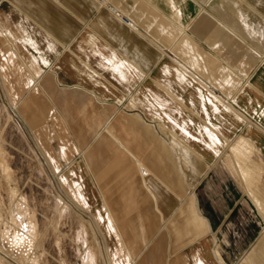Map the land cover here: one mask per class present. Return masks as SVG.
Masks as SVG:
<instances>
[{
	"label": "crops",
	"instance_id": "0c3cea01",
	"mask_svg": "<svg viewBox=\"0 0 264 264\" xmlns=\"http://www.w3.org/2000/svg\"><path fill=\"white\" fill-rule=\"evenodd\" d=\"M124 18L129 19V23ZM244 36L249 37L250 42ZM18 43L27 58L22 57V49H16V46L20 49ZM202 43L208 52L203 51ZM242 43L245 47L240 45ZM0 46L1 63L8 67L3 80L11 83L14 76L22 82L27 94L19 108H25L32 117L44 116L43 120L34 118L36 125L49 129L47 116L54 118L62 128L66 125L70 112L68 100L77 103L84 99L81 92L74 93V97L59 92L56 86L70 81L73 84L67 85L68 88L82 90L90 99L102 101L100 106L86 107L82 115L87 120L82 122L95 126L89 129L102 133L101 140L109 137L107 131L111 133L118 127L123 133V138H117L120 145V140L123 141L121 147L131 146L125 141L128 138L133 149L138 151L142 145L149 149L148 155L120 159L124 165L137 163L139 168L144 164L149 169V174L142 177L139 170L135 172V167L127 168H131L134 175L139 174L143 181L138 188L135 186L138 182L132 183L135 196L139 195L138 190L147 192V198L142 194L143 198L134 199L135 219L130 226L134 229L133 244L140 245L134 264H229L226 261H232L217 242L212 224L200 209L195 191L199 180L194 175L207 173L209 166L221 158L219 148L224 143L227 145L228 136L244 120L242 111L264 115V103H260L261 96H257L264 94V0H0ZM10 50L14 53L12 58L8 57ZM162 58L167 59L166 62ZM215 58L228 68V72H222V81L217 80ZM205 80H213L215 84L210 82V85ZM92 81L105 85L109 82L136 84V93L140 95L130 98L131 116L153 133L156 132L152 122L156 119L167 126L171 132L169 141L157 135L170 156L157 153L153 137L127 117L129 114H117L130 124V130L125 131L129 136L125 137L123 127L118 126L119 119L113 128L110 117L114 115L109 114L108 101L81 84ZM10 87L13 90L12 85ZM215 89L230 93L223 98ZM75 124L80 132H85L79 123ZM237 137L230 144L234 142L237 148L242 147L246 157L253 145ZM252 148L258 150L255 146ZM181 149H187L185 151L192 156L182 154ZM193 153L201 160H209L210 165L196 164ZM85 163L89 165L86 160ZM250 163L255 161L247 162ZM169 164H174L181 179L190 184L191 192L186 197L190 193L196 196L198 212L205 218L204 223H198L200 232L189 229V235L176 236L162 230H168L166 221L179 203L171 202L169 207V203H163L158 197L184 195L179 190L184 183H175ZM90 167L92 170V162ZM66 181L67 178L61 176L60 183L65 185ZM70 188L78 190L79 186L76 183ZM256 191L246 188L244 192L264 221L261 209L264 203H259V198L264 196V185ZM73 195V200L80 204L79 196ZM151 201L155 210L165 215L163 225H158L152 217L143 216L142 207L151 205ZM87 209L85 201L84 210ZM136 229L141 233H136ZM263 229L264 226L233 264H264ZM209 233L214 242L211 248L205 247L202 239ZM199 241L202 242L199 244ZM258 244L254 251L252 246Z\"/></svg>",
	"mask_w": 264,
	"mask_h": 264
},
{
	"label": "rangeland",
	"instance_id": "374dc122",
	"mask_svg": "<svg viewBox=\"0 0 264 264\" xmlns=\"http://www.w3.org/2000/svg\"><path fill=\"white\" fill-rule=\"evenodd\" d=\"M244 38L250 42L249 37ZM202 44L203 51L208 52L207 46ZM240 45L245 47L243 43ZM21 46L20 49L16 46V49L19 51L22 49L21 55L26 57V51ZM2 52L0 50V53ZM8 54L9 58L14 57L11 50ZM170 54L175 56L171 52ZM210 54L215 55L211 51ZM5 60L8 59L5 57ZM163 60L166 62L167 59L162 58ZM2 61L3 59H0V264H134L136 250L140 246L133 244L134 229L130 226L135 219L134 199H141L144 194L147 198V192L142 191L143 189L138 190L140 193L135 196L132 192L134 187H131L132 183L138 182L135 184L138 188L143 182L139 174L134 173L139 170L144 177L149 174V169L144 164L139 168L137 163L132 166L124 165L120 159L123 156L132 158L136 154L148 155L149 149L142 145L138 152L133 149V144L128 138H125V141L132 147H121L123 141L120 140V145L117 138H123V133L113 124H116L118 119L121 120V123L118 120V126L123 127L121 130H124L125 137L129 136V132L125 131L130 130V124L117 115L119 112L123 116L129 114L127 117L135 120L153 137V142L157 146L155 150L160 156L162 154L170 156V151L163 147V142L159 138L160 136L169 141L170 130L156 119L153 122L149 121L154 124L156 133L150 132L143 126L142 121L140 123L136 117L131 116L133 111H130L132 109L129 104L130 98L140 95L136 93V84L127 86L109 82V85H105L97 82L98 80L81 84L97 91L99 97L109 103V114L114 115L110 118L115 129L111 133L107 131L109 136L107 139L101 140L102 133L95 132L96 135L93 129H89L92 126L85 124L87 120L82 117L85 109L100 106L99 102L102 101L90 99L89 94L82 90L68 88L67 85L73 84L70 81L56 86L62 95L70 94L74 97V93L81 92L84 98L77 103L68 100L70 112L67 114V123L70 125L66 123L62 128L54 118L47 116L49 129L40 127L38 123L36 125L34 118L43 120L44 116L32 117L25 108H19L21 101L25 99L27 89L23 88L22 82L14 76L12 80L10 79L11 83L3 80V77L6 79L8 67L1 63ZM215 61L218 68L217 80L222 81V72H228V68L224 67L220 60ZM157 70L155 72H158ZM236 80H240L239 77H236ZM206 82L210 85L215 84L213 80ZM215 91L223 98L230 93L217 89ZM257 96H261L258 99L260 103H264V94L258 93ZM242 112L245 115L244 120L228 136L227 145L224 143L219 148L220 159L210 165L209 160H201L193 153L196 164L210 165L207 173L198 172V175H194L199 180L195 191L202 213L209 219L212 230L216 232L217 242L232 257V261H226L229 264L237 261L240 253L248 248L264 226L263 219L244 192L246 188L257 192L256 190L264 185V115L251 111ZM20 113L25 116H21ZM75 122L79 123L85 132H80ZM237 135L245 138L248 141L245 142L247 145L252 143L258 150L250 147L245 157L246 153L242 147L237 148L234 142L230 144L231 140L238 138ZM248 135L252 140L250 137L246 138ZM185 150L187 149H181V153L191 157V153ZM51 159L57 165L56 168ZM251 161L257 162L256 165L247 164ZM169 166L173 168V171L171 168L170 170L175 183H184L183 189H179L184 195L158 197L163 203L165 201L169 203V207L171 202L179 203L166 221L168 230L165 228L162 230L176 236H182L183 233L189 235L190 230L200 232L198 223H204L205 218L198 212L196 196L190 193L186 197L191 192L190 184L181 179L174 164ZM128 167H135L136 171L131 168L128 170ZM61 176L67 178L65 185L60 183ZM136 177L137 179L139 177L140 181H137ZM76 183L79 189H71L70 186ZM74 193L79 196L80 204L73 200ZM262 197L259 198V203H264ZM85 201L87 210H84ZM255 203L259 204L256 199ZM261 209L264 212V208ZM141 211L144 217L157 220L158 225L164 224L165 215L158 213L153 203L143 206ZM24 224L29 226L31 237L28 235L29 237L16 240L15 232H21L20 226ZM174 224L183 227H175ZM138 231L140 229H136V233ZM262 235L264 237V234ZM202 239L205 247L211 248L212 244L214 246L212 233L203 236ZM201 242L199 241V244ZM258 246L259 244L252 246L254 251ZM86 252L90 259L89 263Z\"/></svg>",
	"mask_w": 264,
	"mask_h": 264
},
{
	"label": "bare ground",
	"instance_id": "6f19581e",
	"mask_svg": "<svg viewBox=\"0 0 264 264\" xmlns=\"http://www.w3.org/2000/svg\"><path fill=\"white\" fill-rule=\"evenodd\" d=\"M21 227V232H15V238H16V240H21V239H23V238H25V237H29L30 236V228H29V226L27 225V224H24V225H21L20 226ZM142 227V226H141ZM139 233H141V231L139 232ZM29 235V236H28ZM144 235V234H143ZM142 235V236H143ZM31 237V236H30ZM140 237H141V235H140ZM143 239H144V237H142ZM143 242H145V241H143ZM87 247V246H86ZM85 255H87V257H86V259H87V262L89 263L90 262V259H89V257H88V254H87V252H86V254ZM83 257V256H82ZM85 261V260H84Z\"/></svg>",
	"mask_w": 264,
	"mask_h": 264
},
{
	"label": "built area",
	"instance_id": "2783aa9c",
	"mask_svg": "<svg viewBox=\"0 0 264 264\" xmlns=\"http://www.w3.org/2000/svg\"><path fill=\"white\" fill-rule=\"evenodd\" d=\"M124 21H125L126 23H129V19L124 18Z\"/></svg>",
	"mask_w": 264,
	"mask_h": 264
}]
</instances>
